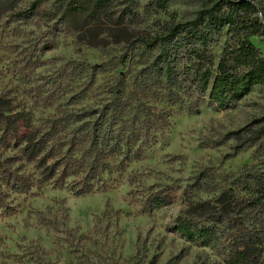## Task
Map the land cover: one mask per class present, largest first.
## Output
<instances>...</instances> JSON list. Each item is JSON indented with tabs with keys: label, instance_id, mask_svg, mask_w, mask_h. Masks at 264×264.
Listing matches in <instances>:
<instances>
[{
	"label": "trees",
	"instance_id": "obj_1",
	"mask_svg": "<svg viewBox=\"0 0 264 264\" xmlns=\"http://www.w3.org/2000/svg\"><path fill=\"white\" fill-rule=\"evenodd\" d=\"M26 2L28 8L20 10ZM147 2L152 12L184 2L197 10L187 21H173L128 43L119 65L142 69L138 77L119 72L104 107H84L80 91L71 103L75 108L39 117L0 97V180L10 191L25 194L52 184L66 186L75 197L87 195L104 186L107 176L140 160L174 109L199 114L206 104L226 111L255 90L264 92V56L251 42L264 43V9L256 0ZM3 6L15 9L21 21L57 19L63 26L82 15L95 24L101 17L122 24L138 16L136 0H0ZM224 31L216 61L212 48ZM92 68L97 75L103 66ZM88 76L81 68L75 74L79 80ZM150 97L152 106L145 102ZM255 124L254 133L245 129L224 136L226 142L238 141L230 158L254 148L255 163L236 173L202 170L183 191L175 219L182 239L215 250L222 264H264V117ZM177 197L175 187L152 189L142 213L169 207Z\"/></svg>",
	"mask_w": 264,
	"mask_h": 264
},
{
	"label": "rangeland",
	"instance_id": "obj_2",
	"mask_svg": "<svg viewBox=\"0 0 264 264\" xmlns=\"http://www.w3.org/2000/svg\"><path fill=\"white\" fill-rule=\"evenodd\" d=\"M256 2L264 9V0ZM136 5L138 16L130 23L101 17L95 24L82 15L68 26L57 19L24 22L15 9L1 7L0 97L39 117L75 108L71 103L80 91L86 97L84 107H104L107 88L118 73L138 77L142 69L119 65L128 43L173 21H187L197 10L193 2L172 4L164 12H152L147 0H136ZM120 7H115L114 17ZM225 40L224 31L212 48L216 61ZM251 42L264 56L263 40ZM94 66L103 69L96 75ZM79 68L89 76L75 78ZM152 101L145 99L149 106ZM263 117L264 92L258 90L226 111L215 112L206 104L199 114L174 109L140 160L81 197L52 184L13 193L0 180V264H222L215 250L182 239L175 219L183 191L202 170L236 173L255 163L254 148L230 158L238 141L226 142L224 136L245 129L254 133L255 121ZM163 187H175L177 201L142 213L148 191Z\"/></svg>",
	"mask_w": 264,
	"mask_h": 264
}]
</instances>
